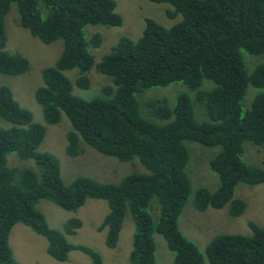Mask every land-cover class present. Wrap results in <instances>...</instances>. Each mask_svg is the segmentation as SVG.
Returning a JSON list of instances; mask_svg holds the SVG:
<instances>
[{
    "label": "trees",
    "instance_id": "16d2710c",
    "mask_svg": "<svg viewBox=\"0 0 264 264\" xmlns=\"http://www.w3.org/2000/svg\"><path fill=\"white\" fill-rule=\"evenodd\" d=\"M147 1L169 4L168 18L179 14V20L165 27L147 17L137 39L119 37L95 62L89 46L98 47L102 37L94 33L87 40L84 28L121 26L123 18L114 0H0V74L19 75L28 68L24 55L5 48L4 19L12 4L18 25L31 35L44 43L62 40L61 53L54 65L42 70V85L34 97L46 123H58L62 115L68 118L66 154H81L85 144L120 161L136 158L147 169L130 172L115 183L86 175L63 180L56 156L38 149L45 126L33 122L12 90L0 85V118L7 124L0 127V264H22L8 241L18 222L46 237V251L58 261L78 250L90 264H103L98 251L66 238L80 228L78 217L68 218L60 231L49 226L37 207L39 200H46L75 211L89 198L107 202L108 211L97 229L105 231L108 248L116 247L125 218L131 219L128 264L155 263L154 234L161 235L172 251L170 264H264V227L255 221L247 222L250 234H217L203 250L178 223L191 191L184 141L214 148L207 164L219 184L215 190H196L193 205L198 211L227 206L231 216H239L246 203L234 196L236 185L264 183V167L248 157L259 149L264 164V60L246 63L247 67L241 53L264 55V0ZM92 68L108 76L111 84L90 98L75 95L74 85L90 86ZM72 69L78 72L75 84L64 73ZM205 80L213 87L202 88ZM176 82L194 93L206 120L195 119L186 92L178 93L171 105L166 99L149 100L142 108L145 116L141 114L137 93ZM248 87L253 94L244 107ZM247 143L255 148L245 152ZM9 153L31 159L34 167L9 166Z\"/></svg>",
    "mask_w": 264,
    "mask_h": 264
},
{
    "label": "rangeland",
    "instance_id": "374dc122",
    "mask_svg": "<svg viewBox=\"0 0 264 264\" xmlns=\"http://www.w3.org/2000/svg\"><path fill=\"white\" fill-rule=\"evenodd\" d=\"M116 10L121 14L123 23L119 27H108L103 25H87L84 34L88 40L94 33H99L102 37L98 47L89 46L95 62L109 51L111 46L117 42L119 37L127 36L133 40L137 39L144 28L145 19L153 18L165 27H169L179 20V14L175 19L168 18L166 11L170 8L167 3H156L147 0H114ZM17 9L15 4L11 5L9 12L4 19L6 31V49L10 52H19L28 60V68L19 75L0 74V85L8 86L14 98L27 108L35 123L45 126V135L38 149L48 151L56 156L60 165L61 177L65 181H70L78 175H86L102 182H118L123 176L130 172H147V169L134 158L131 161H120L115 157L101 154L90 146L82 145L83 152L77 156H69L65 152L66 134L71 129L68 118L62 115L58 123H46L40 104L37 103L34 92L42 85V70L55 64L62 50V40L57 39L51 43H44L37 37L31 35L28 30L22 28L17 23ZM245 64H256L264 60V55L252 56L245 51H241ZM246 64V66H247ZM253 64V65H254ZM248 67V66H247ZM72 83L78 75L76 69L64 72ZM90 86L86 89L77 85L73 86L72 92L82 98H90L100 93L102 87L111 84V79L92 68L88 72ZM75 84V83H74ZM213 87L211 81L205 80L202 88ZM248 87L243 106H247L252 98ZM180 92H186L192 99L193 114L196 120H206L205 110L200 103L194 100V93L183 82H176L164 87L146 88L136 94L140 112L144 103L149 100L166 99L168 104L174 102L175 96ZM155 122L160 123L154 119ZM165 122L161 120V123ZM7 126L6 122L0 118V127ZM188 154L186 165V176L190 183V195L179 215L178 223L181 232L193 240L198 247L203 250L210 238L220 233H241L250 234L251 230L248 221H255L264 227V183L249 186L237 184L234 191L235 197H241L246 208L239 216H231L227 211V206L221 209L207 208L198 211L193 205V197L197 189L207 188L215 190L219 184L218 176L208 168V160L214 153V148L206 147L193 141H184ZM255 148L251 143H247L246 150ZM246 157V156H245ZM249 161L260 162L263 153L259 149H254L248 154ZM7 164L17 167H34L31 159H20L16 153L7 155ZM37 207L44 213L50 227L63 230L64 222L71 217H78L81 226L74 234H66L68 241L75 244H85L100 253L103 264H128L131 240L133 234V223L127 216L123 222L119 233V239L115 248H108L104 243L105 231L97 229L102 217L108 211L107 202L103 199L89 198L75 211L64 210L46 200H39ZM12 253L16 260L22 264H90L89 257L78 251L71 250L68 259L58 261L52 258L46 251V237L33 232L22 223H15L10 230L8 238ZM156 243V259L154 264H170L172 251H170L164 238L159 234H154Z\"/></svg>",
    "mask_w": 264,
    "mask_h": 264
}]
</instances>
